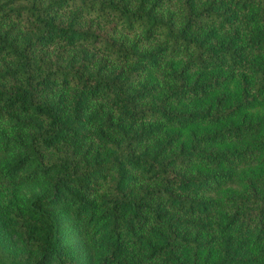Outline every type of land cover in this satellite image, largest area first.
Listing matches in <instances>:
<instances>
[{"label": "trees", "instance_id": "16d2710c", "mask_svg": "<svg viewBox=\"0 0 264 264\" xmlns=\"http://www.w3.org/2000/svg\"><path fill=\"white\" fill-rule=\"evenodd\" d=\"M51 3L0 0V264H264V0Z\"/></svg>", "mask_w": 264, "mask_h": 264}, {"label": "rangeland", "instance_id": "374dc122", "mask_svg": "<svg viewBox=\"0 0 264 264\" xmlns=\"http://www.w3.org/2000/svg\"><path fill=\"white\" fill-rule=\"evenodd\" d=\"M9 226H10L9 220L2 214L0 210V234L3 237V239L6 241V243L10 241Z\"/></svg>", "mask_w": 264, "mask_h": 264}, {"label": "clouds", "instance_id": "9594fccd", "mask_svg": "<svg viewBox=\"0 0 264 264\" xmlns=\"http://www.w3.org/2000/svg\"><path fill=\"white\" fill-rule=\"evenodd\" d=\"M32 2H33V3H36L37 0H32ZM64 2H65V0H52V3L49 5V10L54 12V9L52 8V4H54L56 7H59V6H61ZM40 4H41V6H43V0H40ZM45 15H47V12H45ZM11 24H12V21H9V26H11ZM15 39H16V36L13 35V36H12V40H13V42L15 41ZM12 86H13V82H12L11 80H9V81L7 82V84H6V87L11 88Z\"/></svg>", "mask_w": 264, "mask_h": 264}]
</instances>
